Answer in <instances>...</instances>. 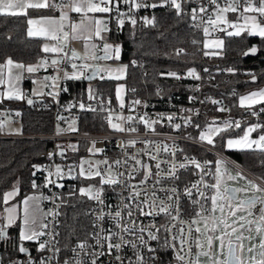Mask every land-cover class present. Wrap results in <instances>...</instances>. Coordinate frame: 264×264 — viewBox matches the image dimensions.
I'll list each match as a JSON object with an SVG mask.
<instances>
[{"label":"snow or ice","instance_id":"1","mask_svg":"<svg viewBox=\"0 0 264 264\" xmlns=\"http://www.w3.org/2000/svg\"><path fill=\"white\" fill-rule=\"evenodd\" d=\"M167 7L174 10L176 17L183 19L189 17L191 21L198 22L193 27L205 25L202 28L204 36L210 37L213 32L219 31L225 33L227 37H239L242 34L248 36L260 37L264 41V0H0V16H25L28 37H42L46 41L53 43H44L41 51L52 54L51 64L47 58H42L38 64L25 65L20 62L7 58L0 63V104L6 101L25 100L29 105L34 101L25 96L20 88V83L25 79V73L35 74L40 68L47 69L49 66L56 70L55 76H45L42 81L33 80L41 89L51 88V91L34 90L32 95H48L56 100L60 92H68V88H61L60 81H82L89 82L94 80L121 81L127 76L129 65L112 66L107 61H119L121 59L122 46L109 42L108 33L111 32L110 24L114 20L117 31L123 30L126 24L130 25L134 31L138 24L142 27H158V21L155 15L140 17L137 13L142 9H157ZM211 8V12L209 11ZM29 10H49L52 13L59 12V17L55 15L42 16L39 20L28 16ZM235 14V19L230 20L228 14ZM72 14H77L79 20H75ZM207 17V18H205ZM242 21V22H241ZM11 39V37H8ZM73 41H83V55L73 48ZM192 43L195 45L196 40ZM204 49H218L220 51L212 53L213 55L222 54L225 41L222 38L205 39ZM258 48L251 47L243 52L245 56L256 55ZM100 53V54H98ZM184 54V49H177L176 55ZM205 56L208 52L203 53ZM76 61H81L77 63ZM70 66L71 71L65 70L62 65ZM132 66H137V61H131ZM142 67V65H140ZM226 71L233 73L235 69L228 68ZM204 72H209L205 68ZM62 73V75H61ZM146 75V73H145ZM162 77H170L176 80L191 78L200 80L202 77L195 68L187 69L186 76H181L175 71L161 72ZM252 82L257 80L254 74H250ZM127 89L124 84L115 86V99L118 107H126L125 94ZM135 92L133 87L130 89ZM157 95H161V90L157 88ZM235 91L233 95H235ZM98 91L94 90L91 84L87 89V99H97ZM190 99H195L192 97ZM101 110L103 109V97L101 96ZM111 104V99L108 100ZM143 102L134 99L131 105H127L130 111L135 110V106ZM213 105H220L221 102L211 99ZM264 88H259L245 95H240L238 107L243 109L251 116L259 117L264 113ZM147 107L146 104L143 105ZM79 107L83 111H96L90 105L79 102L67 105L68 109ZM217 111L223 113L230 109L219 106ZM106 116L109 127L121 133H136L138 128L132 126L138 122L145 129L156 134L154 125L160 123V119L147 118V113L136 116L115 114L110 108ZM191 111V110H187ZM196 115L199 112L196 111ZM16 115H20L19 112ZM115 117V119H114ZM64 120L62 116L57 117ZM166 119L169 122L174 120V115H168ZM185 126L192 125L200 129L201 126L192 121L191 116L184 117ZM73 120L64 129L56 127V135H62L66 131L77 132L79 129L75 126ZM175 129H180L182 125L175 123L172 125ZM5 124L0 122V131H3ZM242 121L226 119L222 124H217L216 119L198 134L199 142H206L215 147V138L219 136L222 140L225 137L222 133L230 129H241ZM15 134H21L20 129H15ZM253 133H258L253 138ZM137 141L129 140L128 147H134ZM146 145L150 141L144 142ZM73 152L77 151L75 144L69 145ZM226 147L237 151L259 152L264 156V124L254 123L243 126V133L236 138H227ZM60 148V145H57ZM87 151L93 155L102 151L96 147V141L91 142V147ZM145 155H149L147 148L141 150ZM159 151V148H157ZM164 151H168L165 146ZM176 151H183L175 147L171 155L175 156ZM56 153H49L51 159ZM64 155L63 150L59 153ZM127 159L123 161L127 164L129 160L135 162L132 171L117 172L114 167L120 166L119 159L109 162L108 159L93 161L87 158H81L77 164L66 165L62 167L57 164L52 167H42L33 165L35 171L46 173L43 188H48L52 192L51 196L41 193L32 195L23 199L19 205H12L4 208L6 215L0 216V241H9L10 235L8 229L16 226L19 229L18 240L13 243V249L19 254H23L25 260H14L9 256L7 259L0 253V264H61L59 246L60 236L57 231L58 220L61 215L59 211L62 205H66L68 199L73 196L86 197L87 200L95 202L98 206L91 212L84 213L86 216L94 215L91 222L92 231L87 234V238L78 240L74 247L67 249L71 256L63 259V264H103L104 257H109L107 264H163L158 252L161 250H171L174 253L176 264H264V187L248 180L242 172L233 170L228 166L227 160L217 159L214 162L198 161L194 157L184 156L182 161H173L171 167L167 170L165 179L171 180L174 184L181 180L179 174L183 169L188 171L189 166L198 170L196 175L200 179L196 182H189L184 185L181 191L179 185L171 188H160L166 195V199H161L152 191V199H149L147 192H144V199H140L143 189L138 190L137 184H131L128 181L136 179L133 173L143 172L139 184H146L150 179L160 176L161 165L157 162L154 167L158 170L155 174L149 164L143 162L139 157L140 153H125ZM152 160H156L155 155H151ZM264 163V161H262ZM205 164H214V169L209 172ZM139 166V167H136ZM65 168L67 171H65ZM212 176V182L204 179L206 175ZM126 179L121 180L120 177ZM65 177L70 179H83L86 181L95 180L96 183L80 186L78 189L73 187L67 192V199L64 192H53L52 187L64 189L65 184L59 181ZM98 178V179H97ZM260 179L264 180V177ZM244 181L242 187H233L229 181ZM162 180L155 179V184L160 185ZM52 186V187H50ZM105 186L115 188L119 186L125 190H130L131 194L122 197L116 211H111L112 205L106 203ZM41 187L35 181L32 182V188ZM196 190L199 198H194L193 190ZM19 195V189L13 185V190L3 194L2 203L9 205L15 197ZM190 201L192 206V218L185 221L182 217L186 214V208L182 204L184 199ZM42 200H49L54 207L44 211L40 207ZM59 201V203H57ZM127 201V202H126ZM135 201V204L132 202ZM259 206V207H257ZM107 209V210H106ZM227 210V211H226ZM163 215L170 218L171 221H179L181 225L187 224V231L184 227L178 229V233L173 232L176 224L169 227L167 224H158L153 220L145 225L140 217H157ZM51 220H48V218ZM110 220L112 228H106L105 222ZM47 220V222H46ZM19 221V223H17ZM49 224L53 227L49 229ZM201 224L203 228H201ZM195 225V227H193ZM117 229V230H113ZM168 235L161 237V231ZM89 240L92 243H89ZM155 241L159 247H154L151 242ZM27 242H32L35 250L40 253L38 257L31 254ZM67 247V246H66ZM132 251L131 256L125 255V250ZM195 249V251H193ZM50 253V255H45ZM204 258V259H201ZM171 264V262H169Z\"/></svg>","mask_w":264,"mask_h":264},{"label":"trees","instance_id":"2","mask_svg":"<svg viewBox=\"0 0 264 264\" xmlns=\"http://www.w3.org/2000/svg\"><path fill=\"white\" fill-rule=\"evenodd\" d=\"M50 13L52 12L49 10H30L28 15ZM137 15L140 17L155 15L159 26L155 28L142 27L138 24L133 35V30L128 24L123 30L117 31L116 23L113 20L110 24L112 30L108 33L110 42H118L122 46L121 59L118 62L129 65L126 79L122 80L129 89L126 93L127 98L132 95H140L152 99L155 86H160L163 92L181 91L186 88V82L162 77L159 73L169 71L182 73L189 68H195L197 72H204V69L207 68L209 72L204 73L209 74L211 80L218 86V89L213 91V95L221 96L230 111L237 113L243 110L238 107L237 98L264 83V41L260 37L248 35L227 37L221 32V38L225 41L222 54H211L208 58H204L200 44L201 36L189 26L188 17L180 19L176 17L174 10L169 8L140 10ZM26 18L25 16H0V62L10 57L15 62L33 65L42 56L43 53L39 47L40 39L28 37L26 34ZM193 40L197 41L195 45L192 43ZM253 46L258 48L257 54L242 58L243 51ZM177 49H184V54L177 56ZM131 60L137 61V66H132ZM228 68L235 69V71L230 73L226 71ZM250 74L257 77L255 82H252ZM224 77H226L225 80ZM114 83L115 81L106 79L104 81L94 80L91 82V86L98 91V95L102 96L103 100L111 99L113 102ZM27 84L28 81H23L24 86ZM85 84V80L69 82L71 94L77 95ZM133 87L136 89L135 92L130 90ZM231 90H235L236 94L228 96ZM4 103L9 105L24 104L23 101H6ZM206 121L201 119L196 123L203 126ZM19 124L21 137H0V210L4 206L2 203L3 193L13 188V185L19 189L17 199L34 190L31 182L33 165H37L44 159L49 145L47 140L28 137L31 134L47 133L51 130L52 123L49 114L24 111ZM78 129L102 132L107 130L108 126L102 123L96 115L83 114L80 115ZM240 130L230 129L228 133L238 134ZM61 145L65 146L70 160L75 164L78 156L86 148L85 141L75 142L77 146L75 152L71 148L69 149L68 143H61ZM199 153L204 154L201 150ZM226 155L264 183V180L260 179L264 177V163H262L264 156L259 152L231 149L226 151ZM35 179L36 175L34 181ZM84 182L83 179L68 178L61 181L65 184V188L59 189V192H64L67 199L68 190L73 187L78 189ZM88 206L89 200L86 197L73 196L68 199L66 205L60 207L58 229L61 253L64 254L78 240L87 238L89 221L88 216L84 213L87 212ZM17 229L16 226L9 228L11 239L7 242L0 241V253L5 258L24 256L13 249V243L18 240ZM26 246L29 247L31 254L36 252L33 243H26Z\"/></svg>","mask_w":264,"mask_h":264},{"label":"built area","instance_id":"3","mask_svg":"<svg viewBox=\"0 0 264 264\" xmlns=\"http://www.w3.org/2000/svg\"><path fill=\"white\" fill-rule=\"evenodd\" d=\"M206 3V0H204ZM167 7H162L160 9H165ZM145 10V9H142ZM209 11L211 12V8H209ZM73 18L75 20L79 19V16L77 14H72ZM207 18V17H205ZM228 18L234 20L235 14L229 13ZM189 19V26L196 31L200 36V44H201V50L202 54L204 53V48L202 47V39L205 38L202 28L205 25H199L196 27H193L194 23L191 19ZM221 38V32L216 31L212 33V36L209 38ZM100 54V53H98ZM211 54L205 56L203 54L204 58H208ZM50 54H42V58H47L49 60V65L51 64ZM77 63H80L81 61H76ZM65 70L71 71L70 66L67 64L62 65ZM38 72L46 73V76H55L56 70L49 66L47 69L40 68ZM186 71L179 73L181 76H186ZM200 76L202 77L200 80H193L191 78H184L180 79L181 81L186 82L185 89H182L178 92H163L160 86H155L153 91V97L152 99L140 96V95H132L127 98L126 101V107L124 109H120L118 105L108 103L107 100H103V109L101 110V97L97 96V99L95 100H88L87 99V90H84L79 96H74L70 92L69 88V81L62 80L60 81V87L61 88H68V92L61 91L59 96L56 98V100H53L51 96L48 95H42L39 99H35L34 103L32 105L26 104L25 100H22L24 102L23 105H9L6 103L0 104V122L5 118L8 117L12 121L20 123L22 113L24 111H36V112H43L47 113L51 116V123L52 127L50 132H47L45 134H35V135H29L28 137L33 139H42L47 140L49 142V145L47 147L46 154L44 156V159L39 162L37 165L42 167H52L54 170V166L59 164L62 167L66 165H74L75 163L72 162L66 152L65 146L58 144L59 142L62 144H66L69 142H78V141H85L86 142V148L83 153H81L78 158L76 159V164L79 162L80 158H86L89 157V155H93L87 151L88 148L91 147V142L96 141V147L98 149H101L102 151L96 153L94 156L97 160H103L108 159L109 162H113L117 159H119L122 163L120 166L114 167V170L117 172H125L126 174L128 172L132 171V167L135 165V162L132 160H129L127 164H124L123 161L127 159V156L125 153L128 154H136L140 153L139 157L143 162L149 164L152 168V172L155 174L158 170L154 167V165L159 162L161 165V171L160 176L154 177L150 179L146 184H139V180L142 178L143 172L141 171L139 174L133 173V175L136 176V179L129 180L128 182L131 184H137L138 190L143 189L141 193L140 199H144V192H147L149 199H152L151 193L152 191H156V195L161 199H166V195L163 191H159L160 188H171L176 185H179L180 190L182 191L185 184H188L189 187L191 186L189 182H196L200 179L199 175H196L198 170H196L193 166H189L188 171H185L183 169L180 170L179 174L181 176V180L176 181L175 184L169 180L165 179V175L167 173V170L171 167V163L173 161H182L184 156L194 157L198 161L204 163L205 161H212L214 162L217 159H223L229 161L234 167L238 168L241 172L245 173L247 176L252 177L253 179H257L254 176H251L250 173L246 172V170L242 169L237 163L232 161L230 158H228L223 153L219 152L216 148L206 145L202 142H199L197 140V136L199 132L203 129L204 125L201 126L200 129L194 128L192 125L185 126L184 123V117L191 116L192 121L196 123L198 120H208L210 118H216L218 120H226V119H233V120H241L242 124H254V123H261L264 124V113H261L259 117L251 116L250 114L246 113L244 110L239 111L237 113H233L231 111L226 112H219L216 109L219 106H224L229 109L228 105L224 102L223 98L221 96H214L213 91L218 89L217 83L212 81L209 74H205L203 71L198 72ZM62 75V73H61ZM226 77H224V80ZM157 88L161 90V95H157ZM44 92L51 91V88H44L42 89ZM129 91V90H128ZM127 91V92H128ZM235 90H231L228 96H232L233 92ZM25 93V96L27 98H32L30 96V90L28 88H25L23 90ZM126 92V93H127ZM192 97H195V99H190ZM215 98H221L222 104L221 105H213L211 103V99ZM34 99V98H33ZM134 99H139L143 103L141 105L135 106L134 111H130L127 105H131L132 101ZM84 102L86 105H90L92 108H95L96 111H83L79 109V107H73L71 109L67 108V105L69 104H77L79 102ZM146 104L147 107H144L143 105ZM210 104V106H209ZM264 105H258V107H262ZM111 109L114 111L115 114H123L124 116L132 115L136 116L137 118L141 115H144L147 113V118L150 119H160L161 116L164 117V119H160V123L154 125L156 129V134H154L152 131L147 130L144 128L142 124H140L137 120V122H134L132 126L138 128V132L136 133H121L116 132L112 130L107 120L105 119L108 115V109ZM191 110V111H187ZM196 111L199 112V115H196ZM19 112L20 115H16V113ZM83 114H93L98 116L99 120L106 124L108 126V129L102 132H91L87 130H78L77 132H71L66 131L62 135H56V127L59 124L61 128L67 129L68 124L71 123L73 120L76 121V127L78 128V122L80 120V115ZM168 115H174V120L172 122H169L166 117ZM58 116H62L65 119L59 120L57 119ZM115 119V117H114ZM175 123H180L182 127L180 129H175L172 125ZM197 124V123H196ZM253 138H256L258 136V133H253ZM22 135L12 136V135H6V134H0V137H11V138H18ZM129 140H135L137 143L134 147H128L127 142ZM145 141H150L151 143L145 144ZM57 145H60V148L64 150V155L61 156L57 153ZM165 146H167L168 151H164ZM175 147H179L183 151H176L175 156L171 155V153L174 151ZM147 148V151L149 155H145L141 150ZM157 148H159V151H157ZM199 150H201L204 154L199 153ZM49 153H56L51 159H49L48 154ZM151 155H155L157 157L156 160H152L150 158ZM206 169L211 172L214 169V164H205L204 165ZM139 167V166H136ZM65 171L67 169L65 168ZM45 176L46 173L43 172H37L36 173V179L35 182L38 185H41V187L35 189L37 191L38 195L41 193H44L45 195L51 196L52 192H49L48 188H43L42 185L45 183ZM160 178L162 180V183L160 185L155 184V179ZM68 177H65L63 180H67ZM98 179V178H97ZM121 180L126 179L125 177H120ZM205 180L212 182V176L206 175L204 177ZM259 180V179H258ZM59 181V182H61ZM257 181V180H256ZM260 184L264 186V183L260 180L258 181ZM96 183V181H94ZM52 187V186H50ZM107 188L106 192V203L109 205H112L111 211H116L118 206H121L120 201L122 197H127L131 194L130 190H125L119 186H116L114 189L108 186H105ZM53 192H59V189L52 187ZM194 192V198H199L198 194L196 193V190H193ZM127 202V201H126ZM59 203V201H57ZM135 204V201L132 202ZM182 204L186 208V214L183 215V219L185 221H190L192 218V206L190 201H188L186 198L182 201ZM40 207L44 211H48L54 207L53 203L49 200H42L40 203ZM98 206L93 201H89V206L87 208V212H91L92 209L97 208ZM259 207V206H257ZM107 210V209H106ZM58 220V217L56 218ZM94 219V215L88 216L89 221V232H91L92 226L91 222ZM48 220H51L49 217ZM140 220L143 222V224L147 225L153 220H155L158 224H167L169 227H171L172 224H176V228H173L172 231L178 233V229L181 227H184L187 231V224L181 225L179 221H171L170 218H167L163 215L157 216V217H140ZM47 222V220H46ZM53 227L52 224H49V229ZM106 228H112V222L110 220L106 219L105 222ZM195 227V225H193ZM117 230V229H113ZM57 231H59L57 227ZM168 235V233H164L163 230L161 231V237ZM59 239V237H58ZM89 243H92L91 240H89ZM154 247H159V245L156 244L155 241L151 242ZM74 245H71V247H74ZM195 251V249L193 250ZM125 255L131 256L132 251L130 249L125 250ZM40 253L37 251L32 254L34 257H38ZM45 255H50V253H45ZM71 256L70 251H66L64 254H60L61 264H63V259ZM158 256L160 257L161 261H163V264H176L174 260V253L171 250L164 251L161 250L158 252ZM7 259V258H6ZM14 260H25V256H20L16 258H12ZM103 264H107V260L110 259L109 257H104ZM55 264V261L53 262Z\"/></svg>","mask_w":264,"mask_h":264},{"label":"crops","instance_id":"4","mask_svg":"<svg viewBox=\"0 0 264 264\" xmlns=\"http://www.w3.org/2000/svg\"><path fill=\"white\" fill-rule=\"evenodd\" d=\"M30 11V10H29ZM48 15H55L57 18L59 17V12H56V13H50V14H44V15H34V14H29L28 16L29 17H31V18H33V19H37V20H39L42 16H48ZM26 20H27V18H26ZM79 19H77V21H78ZM29 26L27 25V23H26V34H27V28H28ZM34 38H39L40 39V50H41V48H42V40H43V38L42 37H34ZM110 42V41H109ZM49 44H51L52 43V41H49L48 42ZM112 43H116V44H119L118 42H112ZM73 48H75L78 52H80L82 55H83V51H84V42L83 41H73L72 42V45H71ZM43 53V52H42ZM44 54V53H43ZM50 55H52V54H50ZM42 57V56H41ZM41 57L38 59V61L35 63V64H38L39 62H40V60H41ZM52 57V56H51ZM52 59V58H51ZM51 59H50V62H51ZM6 59H4L2 62H0V63H3L4 61H5ZM35 64H33V65H35ZM46 76V73L45 72H43V73H40V72H38L37 71V73H35V74H28V73H26V75H25V79L23 80V81H28V84L27 85H23V81L20 83V88L22 89V90H24L25 88H28L29 90H30V96L32 97V99L34 98V99H39L40 97H42V95H36V96H33L32 95V93H33V91L34 90H42L41 88H40V86L38 85V84H34L32 81L33 80H36V81H42L43 80V78ZM107 80V79H106ZM69 82H71V81H69ZM85 82H86V84H85V86H84V88L82 89V91H80V92H78V94L77 95H74V96H79L84 90H87L88 89V87H89V85L91 84V82H89V81H86L85 80ZM122 83V84H124L123 83V81L121 80V81H115V83H114V85H113V104H116V105H118V102L116 101V99H115V86L117 85V83ZM3 88H4V86H0V90H3ZM259 88H264V83L263 84H261L260 86H258V87H256L255 89H250V90H248L247 92H245V93H243L242 95H245V94H248V93H250V92H252V91H256V90H258ZM97 96H99V95H97ZM100 97V96H99ZM238 99H239V97L237 98V103H238ZM22 101V100H21ZM108 101V100H107ZM127 101V97H126V94H125V102ZM18 102H20V101H18ZM244 125H247V124H245V123H243L242 124V128H241V130L243 129V126ZM240 130V131H241ZM0 134H5L4 132H2V131H0ZM6 135H8V134H6ZM21 135V134H20ZM11 190H13V188H11V189H9V190H6L5 192H7V191H11ZM4 192V193H5ZM3 193V194H4ZM32 195H38V193H37V191H35V189L33 190V191H31V192H29V193H27V194H25L24 196H22L20 199H17V197H15L12 201H10L9 202V205H4L3 206V208L0 210V216H3V215H6V213L4 212V208L5 207H8V206H12V205H19L21 208H22V204L20 203L23 199H25L26 197H28V196H32ZM42 209V208H41ZM0 223H3V221H0ZM18 223H19V221H18ZM18 233H19V229H17V237H18ZM27 243H32V242H27Z\"/></svg>","mask_w":264,"mask_h":264},{"label":"rangeland","instance_id":"5","mask_svg":"<svg viewBox=\"0 0 264 264\" xmlns=\"http://www.w3.org/2000/svg\"><path fill=\"white\" fill-rule=\"evenodd\" d=\"M230 20H232V19H230ZM242 22V21H241ZM224 35H225V33H223ZM242 35H247L246 33L245 34H242ZM220 38V37H219ZM205 39H214V38H209V37H205L204 39H202V41L201 42H203ZM49 41H46L44 38H43V40H42V45L44 44V43H48ZM53 43V42H52ZM202 47H203V43H202ZM217 50L218 49H204V52H208L209 54H212V53H214V52H217ZM82 55V54H81ZM213 55V54H212ZM100 63H108V64H111L112 66H117V65H124L123 63H120V62H118V61H107V62H100ZM117 84H122L121 82L120 83H117ZM213 119H216V118H210V119H208L207 121H206V123L204 124V127L203 128H205L206 126H207V124H209V123H211L212 121H213ZM1 122H3L4 124H5V127H4V129H3V131L2 132H4L5 134H8V135H12V136H17V135H20V134H15V129H21L20 128V124L18 123V122H15V121H12L10 118H8V117H5ZM216 122H217V124H222V120H218V119H216ZM50 132V131H49ZM242 133H243V129L238 133V134H231V133H228V131L227 132H225V133H223L222 135L225 137V139L224 140H222V139H220V137L219 136H217L216 138H215V141H216V143H215V147L214 148H216L219 152H221V153H223L224 155H226V151L227 150H231V149H228L227 147H226V139L227 138H236V137H238L239 135H242ZM39 134H45V133H39ZM31 135H35V134H31ZM29 136V135H28ZM197 138V140H198V136L196 137ZM199 141V140H198ZM202 143H204V144H206V145H208L206 142H202ZM58 144H61L60 142L58 143ZM72 144H75V142H69L68 143V145L67 146H69V145H72ZM70 149V148H69ZM227 156V155H226ZM228 157V156H227ZM87 159H90V160H93V161H96V158H95V156L94 155H89V157H86ZM229 158V157H228ZM81 159V158H80ZM79 159V160H80ZM216 160H217V158H216ZM228 162V166L233 170V174H235V172L236 171H239V172H241L240 170H238V168H236V167H234L229 161H227ZM240 166V165H239ZM241 167V166H240ZM242 168V167H241ZM243 169V168H242ZM246 172H248V171H246ZM249 173V172H248ZM242 174L248 179V180H252V181H254L255 183H257V184H260V182H258L259 180L258 179H253L252 177H250V176H247L245 173H243L242 172ZM251 176H254V175H252V174H250ZM255 177V176H254ZM256 178V177H255ZM92 183H94V180L93 181H86L85 180V182L82 184V185H80V186H87L88 184H92ZM231 186H233V187H242L243 185H244V181L243 180H240V181H229L228 182ZM261 185V187H264L262 184H260ZM79 186V187H80ZM227 211V210H226ZM201 228H203V225L201 224ZM201 259H204V258H201Z\"/></svg>","mask_w":264,"mask_h":264},{"label":"water","instance_id":"6","mask_svg":"<svg viewBox=\"0 0 264 264\" xmlns=\"http://www.w3.org/2000/svg\"><path fill=\"white\" fill-rule=\"evenodd\" d=\"M251 47H249V48H247V49H245L243 52H245V51H247V50H249ZM253 55H248V56H245V55H243L242 54V58H246V57H252ZM131 61H133V60H131ZM87 81V80H86ZM29 99H32V98H29ZM33 101L35 100V99H32ZM37 100V99H36ZM215 100H218V101H220L221 102V104H222V99L221 98H215ZM25 103L26 104H28L26 101H25ZM220 104V105H221ZM61 150H63L62 148H57V153L59 154L60 153V151ZM63 152H64V150H63ZM35 171V169H33L32 170V173ZM32 173H31V176H32V181L31 182H33L34 181V176L32 175Z\"/></svg>","mask_w":264,"mask_h":264}]
</instances>
